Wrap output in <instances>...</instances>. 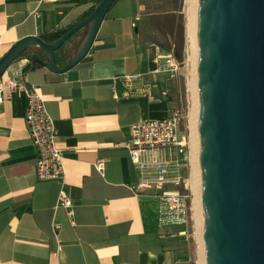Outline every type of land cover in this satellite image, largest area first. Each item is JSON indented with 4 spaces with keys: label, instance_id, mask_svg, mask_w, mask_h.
Returning a JSON list of instances; mask_svg holds the SVG:
<instances>
[{
    "label": "crops",
    "instance_id": "obj_1",
    "mask_svg": "<svg viewBox=\"0 0 264 264\" xmlns=\"http://www.w3.org/2000/svg\"><path fill=\"white\" fill-rule=\"evenodd\" d=\"M92 4L0 0V57L26 36L53 41ZM185 49L183 0H116L88 53L71 69L58 73L28 65V82L38 87L54 118L64 173L55 180L35 177L25 94L1 103L0 264L191 263L190 254L173 250L174 243L187 241V224L160 222L153 189L134 193L136 174L122 145L131 123L171 114L181 75L171 76L160 65L169 54L181 60ZM18 69L13 61L2 80L17 78ZM125 74L140 76L127 86ZM147 86L151 97L141 93ZM98 159L104 160L102 174L94 168ZM62 182L72 200L71 219L54 209ZM165 187L179 190L175 183Z\"/></svg>",
    "mask_w": 264,
    "mask_h": 264
},
{
    "label": "water",
    "instance_id": "obj_2",
    "mask_svg": "<svg viewBox=\"0 0 264 264\" xmlns=\"http://www.w3.org/2000/svg\"><path fill=\"white\" fill-rule=\"evenodd\" d=\"M116 0L53 41L23 37L0 57V78L21 54L63 73L88 53ZM197 134L204 264H264V0H197ZM84 33L63 65L55 54Z\"/></svg>",
    "mask_w": 264,
    "mask_h": 264
},
{
    "label": "built area",
    "instance_id": "obj_3",
    "mask_svg": "<svg viewBox=\"0 0 264 264\" xmlns=\"http://www.w3.org/2000/svg\"><path fill=\"white\" fill-rule=\"evenodd\" d=\"M14 61H17L19 67L18 77L4 81L0 78V104L20 91L25 94V123L36 148L34 175L39 180L61 179L64 173V153L57 145L58 132L54 118L48 112L38 87L28 82L26 71L30 64L29 56L21 54ZM182 67V60L169 54L163 58L160 70L171 76H178ZM139 76L125 74L121 76V80L124 85L129 86ZM141 93L152 96L149 86ZM165 94V91L161 92L162 96ZM181 118V111L175 109L163 120L151 119L131 123L122 144L128 151L130 163L136 174L132 190L136 194L148 189L154 190L151 196L159 203V219L163 224H186L188 219V208L185 203L187 195L183 192L187 190L189 182V178L184 175L189 150L185 136L179 131ZM94 168L102 174L104 160H96ZM168 183L180 184L184 191L167 189L165 186ZM56 208L64 209L67 218L71 219L72 200L63 182L54 204V209Z\"/></svg>",
    "mask_w": 264,
    "mask_h": 264
},
{
    "label": "bare ground",
    "instance_id": "obj_4",
    "mask_svg": "<svg viewBox=\"0 0 264 264\" xmlns=\"http://www.w3.org/2000/svg\"><path fill=\"white\" fill-rule=\"evenodd\" d=\"M184 11L186 15V65H185V90L187 101V123L189 127L188 139V160L191 165L190 185L194 197L193 219L195 235L199 241V260L198 264H204L203 240H202V221L203 213L200 201V169L198 159V134H197V88H196V60H197V0H184Z\"/></svg>",
    "mask_w": 264,
    "mask_h": 264
},
{
    "label": "rangeland",
    "instance_id": "obj_5",
    "mask_svg": "<svg viewBox=\"0 0 264 264\" xmlns=\"http://www.w3.org/2000/svg\"><path fill=\"white\" fill-rule=\"evenodd\" d=\"M183 5H184V0H183ZM184 17L186 19V15H185V11H184ZM81 38V33L80 34H76L71 36L62 46V49H66V48H70L71 46H73V48H75V46L77 45L78 41ZM183 57H182V62H183V67L182 70L180 72L179 75L180 76V81H179V85L177 84L176 86V95L174 97V110L175 109H179L182 113V118H181V122H180V134L184 135L186 138V141L188 142V137H189V127H188V123H187V116H186V112H187V101H186V90H185V65H186V50H184L183 53ZM65 63V62H64ZM182 102V103H181ZM183 104V106H182ZM189 149V148H188ZM184 175L187 176L189 178V182L187 185V190L185 192H183L184 187L180 184L178 185V189L179 191H182L183 193H185L187 196L185 198V203L186 206L188 208L187 211V215H188V219H187V228H188V238H187V249L190 251V257H189V262H196L198 264V260H199V241L197 239V236L195 235V228H194V219H193V197H194V193L192 190V187L190 185V178H191V165L189 163V161L187 160L186 162V166L184 168ZM179 236H175V240L178 241Z\"/></svg>",
    "mask_w": 264,
    "mask_h": 264
},
{
    "label": "trees",
    "instance_id": "obj_6",
    "mask_svg": "<svg viewBox=\"0 0 264 264\" xmlns=\"http://www.w3.org/2000/svg\"><path fill=\"white\" fill-rule=\"evenodd\" d=\"M99 1H100V0H93V4L91 5L90 10L87 11L85 15H83L82 19H83L84 17H86L87 15L90 14V12L94 9V7L96 6V4H97ZM80 20H81V19H80ZM73 25H74V24H73ZM73 25H72V26H73ZM80 33H81V37H82V35H83V33H84V30L82 31V29H81V30H79L77 33H75L74 35H76V34H80ZM80 39H81V38H80ZM79 41H80V40H79ZM79 41H78V43H79ZM78 43H77V45H78ZM77 45H76V46H77ZM76 46H75V48H76ZM75 48H73V46H71L70 48L62 49V47H61L59 50L56 51V54H55L56 62H57L58 64H62V63H64V62L69 58V56L73 53V51L75 50ZM33 64H35V63H33ZM167 100L169 101V99H167ZM181 103H182V102H181ZM182 106H183V104H182ZM173 110H174V108L172 109V111H173ZM187 245H188V243H186V242H176V243H174V244H173L174 255H176V256H178V255H189L190 252H189V250L187 249Z\"/></svg>",
    "mask_w": 264,
    "mask_h": 264
},
{
    "label": "flooded vegetation",
    "instance_id": "obj_7",
    "mask_svg": "<svg viewBox=\"0 0 264 264\" xmlns=\"http://www.w3.org/2000/svg\"><path fill=\"white\" fill-rule=\"evenodd\" d=\"M64 63L60 64V65H63Z\"/></svg>",
    "mask_w": 264,
    "mask_h": 264
}]
</instances>
